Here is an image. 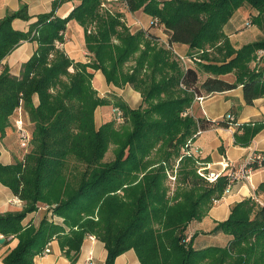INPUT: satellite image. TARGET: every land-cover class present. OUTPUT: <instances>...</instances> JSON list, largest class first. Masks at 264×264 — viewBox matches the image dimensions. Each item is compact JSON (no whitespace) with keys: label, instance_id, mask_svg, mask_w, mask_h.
Instances as JSON below:
<instances>
[{"label":"trees","instance_id":"obj_1","mask_svg":"<svg viewBox=\"0 0 264 264\" xmlns=\"http://www.w3.org/2000/svg\"><path fill=\"white\" fill-rule=\"evenodd\" d=\"M104 1L82 0L65 19L56 16L55 3L28 32L13 27L16 19L30 21L26 5L0 19V63L23 42L38 43L20 76L8 67L0 75V138L15 128L20 106L31 136L22 160L12 165L0 162V183L25 204L20 213L0 215L6 243L9 238L19 240L4 264H34L54 238L76 264L89 235L105 244V264H115L130 250L140 264H264V204L256 198L234 204L229 218L210 232L225 235L227 246L194 247L196 235L189 238L190 225L201 222L223 199L230 179L222 174L209 183L198 174L199 161L182 154L199 130L230 126L225 119L184 116L197 96L242 86L246 105L264 97V64L258 69L250 66L264 50V39L236 49L226 34L244 7L250 14L258 13L253 22L263 27L264 0H126L125 7L103 9ZM121 9L143 10L153 17L152 26H163L167 44H158L143 31L132 34ZM73 20L85 28L92 55L88 63L75 62L56 48ZM246 24L248 28L252 22ZM174 45L188 46L186 57L200 56L201 62L185 68L168 48ZM92 70L101 71L109 85H130L141 94V106L133 109L117 95L100 98ZM201 72L211 76L200 84ZM231 74L234 82L221 78ZM105 106L122 112L120 128L113 119L97 127L96 110ZM263 127L242 126L243 134L235 135L237 144L248 146ZM112 146L114 159L107 161ZM263 168L264 162L256 170ZM170 173L177 182L172 197ZM44 206L63 222L44 217L38 226L24 224L29 214Z\"/></svg>","mask_w":264,"mask_h":264},{"label":"crops","instance_id":"obj_2","mask_svg":"<svg viewBox=\"0 0 264 264\" xmlns=\"http://www.w3.org/2000/svg\"><path fill=\"white\" fill-rule=\"evenodd\" d=\"M82 0H0V19L7 14L17 12L22 6H28L30 21L16 19L13 27L17 31L28 32L30 26L38 21V16L50 13L57 3L56 16L62 19L67 18L74 9L81 4ZM122 21L132 34L139 31L152 36L160 45H166L168 36L160 25L152 26L153 17L145 14L143 10L129 12L127 9H121ZM245 17L241 12L230 21L226 28V34L232 45L239 49L242 45L234 44L237 37L244 31L242 30ZM234 42V43H233ZM38 49L37 42H23L11 55L0 63V75L5 67H8L15 76H20L23 65L28 62ZM60 50L64 51L70 59L75 62L88 63L92 60V55L86 48L85 28L76 21H70L64 32V40L60 45ZM173 49L181 55L188 56L190 49L188 46L174 45ZM211 54V56L215 55ZM130 65H133L131 63ZM195 67L196 65H192ZM73 70V69H72ZM70 69V71H72ZM94 79L92 81L94 89L98 92L100 98L109 99L107 94H113L121 97L131 108L137 109L142 104V96L136 92L130 85L123 88H117L109 85L101 71H93ZM211 75L201 72L199 83H203ZM228 82H234L229 75L221 76ZM107 95V96H106ZM202 102H193L189 113L196 120L205 119L211 121H220L228 112H231L237 125L229 127H220L218 125L205 130L195 140V146L203 152L202 162L209 165V171L219 174H229L231 170L239 168L245 164L247 159L254 153H264V127L253 138L248 146H242L236 142V134H243L242 126L251 124L254 126H264V97L254 101L252 106L246 105L243 96V87L239 86L232 91L203 94ZM218 99V100H216ZM220 102L221 109H217ZM111 106L99 107L95 113V123L100 127L105 121L111 119ZM24 157L15 128H9L4 138H0V162L3 165H12ZM227 160L231 166L229 170H223L220 163ZM264 185V168L256 171L251 176V181L238 182L229 194L223 196V199L209 211L208 215L201 221L193 223L189 229L195 232L194 247L196 249H205L212 246H227L229 239L223 235H208L219 222L227 220L234 204L242 202L248 198H256L263 202L264 189H259ZM16 196L12 190L0 183V215L8 213H20L24 210L25 204ZM40 208L37 212L29 214L24 220L25 225L33 224L38 226L44 217L49 218L56 224L63 222L62 218L54 214L53 209L48 206ZM46 209H48L46 211ZM45 211V212H44ZM0 239L5 238L0 234ZM19 243L17 238H9L8 242L0 244V264H4V257ZM108 252L105 244L98 239L92 242L85 240L79 258L76 264H105ZM90 259V260H89ZM34 264H71L70 259L64 254L60 247L59 240L54 238L51 241V253L47 255H38L34 259ZM115 264H140L138 256L134 250H130L116 259Z\"/></svg>","mask_w":264,"mask_h":264},{"label":"built area","instance_id":"obj_3","mask_svg":"<svg viewBox=\"0 0 264 264\" xmlns=\"http://www.w3.org/2000/svg\"><path fill=\"white\" fill-rule=\"evenodd\" d=\"M112 5H120V6L125 7L127 5V2H126V0H105L103 5H102V8L108 9V8L112 7ZM157 23H158L157 21L154 22V24H157ZM248 27H251V25H249ZM168 48L173 50L174 54L179 58V60L182 62V64L184 65L185 68L192 66L196 62H201L200 59L197 57L196 58H189L186 56H181L175 51V49H173V47L168 46ZM259 55L263 56L264 51H260ZM203 100H204V97H201V96L200 97L197 96L195 98V101L202 102ZM114 114L116 115V119L118 121H120V122L123 121V114L119 109L115 108ZM189 114L190 113L186 112L184 114V116H187ZM223 119L228 121L230 126L235 125V124H233V123H235V116L234 115L226 114V116H224ZM15 128H16V132L18 134L20 146H21L22 150L24 151V156H25L29 152V149H30L31 136H30V134L26 128L25 113H24V109L22 108V106H20L18 108V110L16 111ZM202 132L203 131L199 130L198 133L194 136V138L190 139L187 142V145L185 146L183 153H184L185 157L187 156L190 158H195L199 161L198 162V165H199L198 174L200 177L207 180L209 183H215L221 174L209 171V165H205V163H203L201 161L203 152L195 146V140L202 134ZM263 162H264V155H262L261 153L254 152L247 159L245 164L241 165L237 169L231 170L229 173V179H230L229 184H228V187L225 191L224 196L226 194H229L232 191V188L238 182H241V181L250 182L251 176L257 171L256 167L261 168L263 166ZM220 165L223 168V170H225V171L231 169V166L227 160H223V162H221ZM18 202H21V201L18 200ZM219 202L220 201H218L217 204ZM260 204L263 205V203H261V202H260ZM45 208H47V206ZM48 209H49V207H48ZM48 209H46V210H48ZM87 239L92 241V242H95L97 240V238L94 235H89L87 237ZM50 253H51V242H49L47 244L44 251L40 255L44 256V255H47Z\"/></svg>","mask_w":264,"mask_h":264},{"label":"rangeland","instance_id":"obj_4","mask_svg":"<svg viewBox=\"0 0 264 264\" xmlns=\"http://www.w3.org/2000/svg\"><path fill=\"white\" fill-rule=\"evenodd\" d=\"M112 7L115 8V6H112ZM249 11H251V9L249 10L247 7H244V8H241L240 10H238V12H241L244 15L245 20L246 19L247 20L244 22L243 27H242L243 28L242 30H244V31L237 37V39L234 41L235 43L233 42L236 45H242L243 46V45H246V44H249V43H253V42L259 41L261 39L262 40L264 39V25H263V27H260V26H258V24H255L253 22L254 15L256 16V15H258V13L253 10V13L254 14L252 12L250 14ZM247 21L252 22L251 27H248L247 28V24H246ZM61 43L62 42H60V41L56 42V48L59 49ZM261 51H264V50H261ZM259 54H260V51H258L255 60L250 65L252 69H254V68H257L258 69V68H260L264 64V55L263 56H260ZM199 57L200 56H198V58ZM71 70H72V68H71ZM229 76H230V79H234L235 80V77H234L233 74H231ZM107 95H108V97H111V98H113V96H114L113 94H110V95L107 94ZM103 99L106 100L105 97ZM216 100H218V99H216ZM217 109L219 111L221 109L220 102L217 105ZM110 110L112 111L111 112V119L115 120L116 126L120 128L122 126V122H120V121H118L116 119V115L114 114V111H113V108L112 107L110 108ZM188 113H189V111H188ZM114 149L115 148L113 146L110 148V151H109V153L106 156V160L107 161H112L114 159V153H113L114 152ZM182 154H183V150H182ZM154 156H155V154H154ZM176 162L178 164L179 163V160L176 161ZM176 168H177V165H176ZM174 170H177V169H174ZM170 175H171L172 178H169V180H168V186L170 187V193L169 194L172 197L173 196V193H174V191L176 189L177 182L175 180V174L170 173ZM262 201L263 202H261V203L264 204V200H262ZM188 232H189V238H191L193 235H195V232L194 231H190V229L188 230ZM208 235H211L210 232L208 233Z\"/></svg>","mask_w":264,"mask_h":264},{"label":"water","instance_id":"obj_5","mask_svg":"<svg viewBox=\"0 0 264 264\" xmlns=\"http://www.w3.org/2000/svg\"><path fill=\"white\" fill-rule=\"evenodd\" d=\"M5 242V238L0 239V244H3Z\"/></svg>","mask_w":264,"mask_h":264}]
</instances>
